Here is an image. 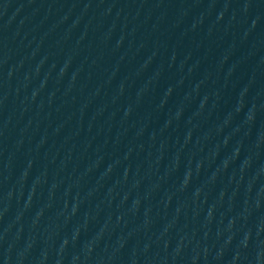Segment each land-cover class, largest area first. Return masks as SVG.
Listing matches in <instances>:
<instances>
[{"label":"water","instance_id":"obj_1","mask_svg":"<svg viewBox=\"0 0 264 264\" xmlns=\"http://www.w3.org/2000/svg\"><path fill=\"white\" fill-rule=\"evenodd\" d=\"M0 264H264V0H0Z\"/></svg>","mask_w":264,"mask_h":264}]
</instances>
